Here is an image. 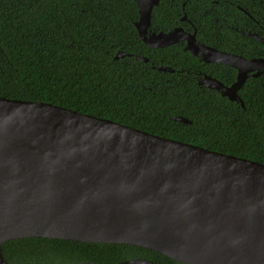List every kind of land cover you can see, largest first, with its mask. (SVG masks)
Masks as SVG:
<instances>
[{"label":"water","instance_id":"95a60500","mask_svg":"<svg viewBox=\"0 0 264 264\" xmlns=\"http://www.w3.org/2000/svg\"><path fill=\"white\" fill-rule=\"evenodd\" d=\"M134 1L146 45L183 40L203 62L237 68L230 86L209 74L199 84L244 106L238 89L250 68L264 70V59L206 45L182 26L152 32L160 0ZM132 54L119 50L115 58ZM33 236L129 243L181 264H264V163L62 105L0 96V264H10L6 241ZM78 264L175 263L133 257Z\"/></svg>","mask_w":264,"mask_h":264},{"label":"trees","instance_id":"16d2710c","mask_svg":"<svg viewBox=\"0 0 264 264\" xmlns=\"http://www.w3.org/2000/svg\"><path fill=\"white\" fill-rule=\"evenodd\" d=\"M227 1L160 0L151 28L168 31L183 25L186 15L190 22L185 24L196 27L201 42L248 56V48L215 36ZM232 1L237 13L238 0ZM138 18L134 0H0V96L62 105L264 163V74L240 89L244 106L213 89L202 90L196 71L218 75L228 66L204 63L176 44L149 47L138 35ZM224 33L234 38L230 29ZM119 50L133 54L115 58ZM161 64L175 71L154 67ZM174 115L191 123L172 120ZM3 253L10 264L111 263L133 257L181 264L129 243L35 236L6 241Z\"/></svg>","mask_w":264,"mask_h":264},{"label":"flooded vegetation","instance_id":"af4514ba","mask_svg":"<svg viewBox=\"0 0 264 264\" xmlns=\"http://www.w3.org/2000/svg\"><path fill=\"white\" fill-rule=\"evenodd\" d=\"M245 2H247V0H238V4H236L238 9L237 13L233 10V7L230 6V4L234 3L232 0H228L227 2H224L225 4L223 8L226 17H224L222 20H220L219 18L216 19L217 25L215 26L216 29L215 36L220 38H226L227 40H229L231 44H237L240 45V47L242 48L246 47L249 49L248 56L242 55L241 53L234 51H228V52L236 53L248 59H258V60L264 59V0H252V3L249 5L245 4ZM181 20L184 23L183 25L180 26H182L185 31L193 33L197 30L195 26L192 27L193 24L192 25L185 24V21L190 22V19H188L187 16L185 18L182 17ZM229 29L231 31V34L235 33L234 38L224 33V32H229ZM151 31L154 32L157 30L152 29ZM239 37L241 38L240 40H238ZM174 44L179 45L183 51H188L185 49L186 41L181 40ZM216 49L222 50L220 48H216ZM209 63H215V62H209ZM217 64H221V63H217ZM222 65H226L228 66V68L225 69V72H221V73L219 72L218 75H213L204 72L202 73V71L199 70L198 72L196 71L193 77H195L197 84L202 88V90L205 88H209L199 84V80L202 77H204L206 74L212 75L213 77L217 78L224 85L227 86L232 85L236 81L238 69L227 64H222ZM182 70H185V68H182ZM186 70L189 71V67ZM257 73H258L257 68H250V70L247 71V77L244 83L242 84V86L238 89V93L250 78H260L261 76H263L264 70L258 74ZM209 89H213L216 92L220 93V91L217 90L216 88H209Z\"/></svg>","mask_w":264,"mask_h":264}]
</instances>
